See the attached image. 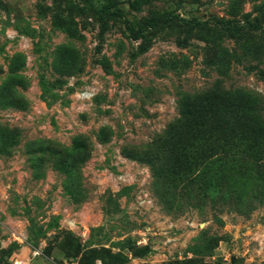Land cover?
<instances>
[{"label":"rangeland","instance_id":"rangeland-1","mask_svg":"<svg viewBox=\"0 0 264 264\" xmlns=\"http://www.w3.org/2000/svg\"><path fill=\"white\" fill-rule=\"evenodd\" d=\"M94 3L0 0V264H264V0Z\"/></svg>","mask_w":264,"mask_h":264},{"label":"trees","instance_id":"trees-1","mask_svg":"<svg viewBox=\"0 0 264 264\" xmlns=\"http://www.w3.org/2000/svg\"><path fill=\"white\" fill-rule=\"evenodd\" d=\"M86 1V3L89 5V7H91L93 9V11L100 17L101 20H105L107 15H115V14H120L122 15L121 11L116 9V10H112V6L110 5H96L94 3V0H84ZM170 15H164L162 17L159 18L158 21H164L167 19H170ZM229 24V23H227ZM128 29L130 30V32L133 34L134 33V29L128 24L126 23Z\"/></svg>","mask_w":264,"mask_h":264},{"label":"built area","instance_id":"built-area-1","mask_svg":"<svg viewBox=\"0 0 264 264\" xmlns=\"http://www.w3.org/2000/svg\"><path fill=\"white\" fill-rule=\"evenodd\" d=\"M23 242V241H22ZM30 255L22 257L19 254H14L10 264H34L33 261L41 256L42 253L38 249L30 248Z\"/></svg>","mask_w":264,"mask_h":264}]
</instances>
